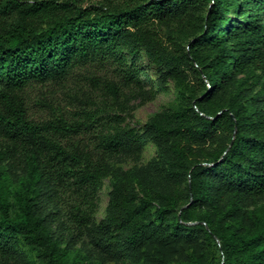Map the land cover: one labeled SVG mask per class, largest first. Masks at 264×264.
<instances>
[{
	"label": "trees",
	"instance_id": "16d2710c",
	"mask_svg": "<svg viewBox=\"0 0 264 264\" xmlns=\"http://www.w3.org/2000/svg\"><path fill=\"white\" fill-rule=\"evenodd\" d=\"M141 52L177 91L138 129L125 123L129 100L154 95ZM74 72L93 95L72 111L40 98L48 114L33 118L29 89L54 93ZM253 85L264 92V0H0V264L19 260L20 243L69 264L61 244L85 236L99 264H208L209 243L210 264H264V205L249 207L264 197ZM148 142L145 165L111 164Z\"/></svg>",
	"mask_w": 264,
	"mask_h": 264
},
{
	"label": "rangeland",
	"instance_id": "374dc122",
	"mask_svg": "<svg viewBox=\"0 0 264 264\" xmlns=\"http://www.w3.org/2000/svg\"><path fill=\"white\" fill-rule=\"evenodd\" d=\"M99 0H83V4L95 3ZM234 11V10H232ZM229 15L235 18L236 21L241 17L236 12H231ZM127 61H130V56L126 55ZM135 66L138 67V76L140 78L141 86L144 90H151L154 93L151 99H146L144 103H140V97L129 100V107L125 111V123L130 127H136L142 129V125L146 120L155 112L163 109H168L175 102L177 84L174 78L164 76V70L158 65L151 63L147 60L143 52L139 53L134 60ZM190 80V79H189ZM188 83V81H186ZM261 86L253 85L250 91L246 92L247 98L256 95ZM92 94L89 85L82 79L80 73H73L68 78L65 86L59 87L54 93L49 92L47 87H32L28 91V102L30 104V112L33 118H42L46 116L47 109L42 108L36 103L38 99H46L57 104L63 110H73L74 107L83 104L86 96ZM263 97L264 92L257 93ZM93 95V94H92ZM156 154V148L153 143L148 142L142 148L140 154L137 157L123 156L120 159H113L111 164L114 167L125 170L132 166L145 165ZM111 189L110 177H107L100 190L98 191L97 209L94 213L93 224L97 225L100 220L105 216L107 203L109 200V191ZM264 205V197L259 199L255 204L252 203L249 207L257 208ZM55 226V225H54ZM85 243V244H84ZM88 248H87V246ZM62 247H65L70 252L69 264H77L86 261L87 264H99L96 254L92 251L90 257L87 256L90 253V249L95 248L92 241L88 236H85L82 240H77L74 243H62ZM206 258L208 264L215 263L218 260L219 253L216 250L213 243L206 244ZM19 260L15 264H43L44 260L38 257L31 249L23 244H19ZM88 249V250H86ZM110 259L105 260V264H110Z\"/></svg>",
	"mask_w": 264,
	"mask_h": 264
}]
</instances>
